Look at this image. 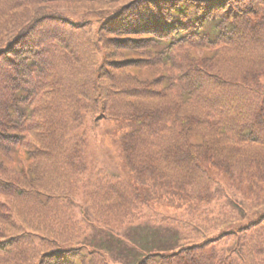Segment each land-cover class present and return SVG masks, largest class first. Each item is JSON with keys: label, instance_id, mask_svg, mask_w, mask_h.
<instances>
[{"label": "trees", "instance_id": "trees-1", "mask_svg": "<svg viewBox=\"0 0 264 264\" xmlns=\"http://www.w3.org/2000/svg\"><path fill=\"white\" fill-rule=\"evenodd\" d=\"M0 264H264V0H0Z\"/></svg>", "mask_w": 264, "mask_h": 264}, {"label": "rangeland", "instance_id": "rangeland-1", "mask_svg": "<svg viewBox=\"0 0 264 264\" xmlns=\"http://www.w3.org/2000/svg\"><path fill=\"white\" fill-rule=\"evenodd\" d=\"M109 4L110 3H108L107 1V5ZM81 7H85V6L78 5L76 8H81ZM113 125L114 123L111 121H107V122L101 121L95 128H92V136L90 140V145H91V150H89L90 154L98 158L96 160L97 163L101 161L106 171L107 169H109L107 168V165L111 166V169L113 170L116 169V167L119 165L118 162L121 160L118 146L114 143V137L116 136V132L114 131V127H112ZM113 170L111 171L114 172ZM107 178L108 177L106 176L105 179ZM105 179L101 183H99L100 186L106 183ZM217 192L220 194L219 191ZM72 202H73V208H70V210H71V215L74 214V218L76 219V222L75 219H73L72 221L75 222L74 228H77L81 234L82 233L86 235L88 233L90 234L94 230V228L95 229L102 228L103 231L112 228V230L117 233H121L123 231L124 227L119 222L121 220V215L120 214L116 215L113 211L125 212L128 203L127 205L121 203L120 208L119 207L110 208L111 215L107 217V220L106 219L97 220V218H95L93 214L86 208V204L81 199L79 200L78 198L74 197L72 199ZM91 202L94 203V200L92 199ZM108 206H109L108 204L107 207L101 206L102 208L101 210L104 211L107 209V211H110ZM146 211L151 212L150 209H147ZM132 214L135 216L134 212H132ZM79 219H82V221H80ZM102 222H105L104 227L99 226L102 225ZM77 229L75 230L73 229L74 233L73 232L70 233V236H74L77 232Z\"/></svg>", "mask_w": 264, "mask_h": 264}]
</instances>
